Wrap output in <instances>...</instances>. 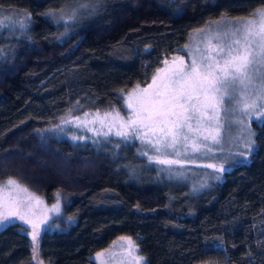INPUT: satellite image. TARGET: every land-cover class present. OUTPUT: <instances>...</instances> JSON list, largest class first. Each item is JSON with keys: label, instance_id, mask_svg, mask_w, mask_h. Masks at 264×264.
I'll list each match as a JSON object with an SVG mask.
<instances>
[{"label": "trees", "instance_id": "trees-1", "mask_svg": "<svg viewBox=\"0 0 264 264\" xmlns=\"http://www.w3.org/2000/svg\"><path fill=\"white\" fill-rule=\"evenodd\" d=\"M85 2L0 0L31 14L26 30L0 37V182L59 201L39 238L43 262L94 264V252L127 236L146 264H264V128L253 125L246 159L190 194L131 141L72 142L54 131L62 117L120 111L121 95L148 84L194 30L247 17L264 0H101L66 25L43 15ZM23 228L0 227V264H33Z\"/></svg>", "mask_w": 264, "mask_h": 264}, {"label": "snow or ice", "instance_id": "snow-or-ice-1", "mask_svg": "<svg viewBox=\"0 0 264 264\" xmlns=\"http://www.w3.org/2000/svg\"><path fill=\"white\" fill-rule=\"evenodd\" d=\"M99 3L101 0L79 3L67 19L74 20L81 9L94 11ZM59 11L58 18L53 10L43 15L54 17L59 22L66 18L64 10ZM5 21L17 24L20 30H26L31 24V14L24 12L23 19L15 21L11 16L4 17L0 19V27L7 26ZM195 35L204 37L201 42L205 47H197L186 53L190 58L188 62L183 57L178 60L174 58L169 66L165 60L164 67L157 70L147 87L137 86L136 91L127 96L121 95V107L127 111L126 118L113 108L111 112H105L103 117L97 110L93 124L98 122L99 129L89 127L88 112L83 113V118L62 117L61 125H74L95 134L94 137L73 136L74 141L91 139L98 143L99 137L107 140L112 135L119 137L121 142L139 140L148 151L155 153L149 155L148 151H144L141 155L146 156L150 163L167 166L181 164L179 159L167 158L169 155L180 156L179 148L184 153L190 151L198 157L221 158L216 153H224V144L235 139L229 130L233 125H240V132L246 133L243 137L245 151L238 155L247 158L255 148L257 135L251 123L255 122L258 127L264 128V10H257L249 19L228 22L222 17L220 21H210L206 29L195 30ZM192 36L190 34V39ZM212 40L216 41L215 47L211 44ZM184 47L188 48L189 45ZM71 112L72 109H69L68 114L71 115ZM237 113H241L244 118L235 119ZM109 116L112 119L106 124L105 119ZM61 125L54 126V130L65 131ZM116 146L119 147V144ZM223 158L228 164V158ZM204 167L217 169L215 164ZM161 170L171 172L170 167ZM217 171L226 172L228 167L221 165ZM176 174L182 173L178 171ZM215 178L219 179V176ZM8 189L25 193V197L18 199L0 194V224L19 220L31 226L30 232L27 228L22 231L31 237L33 261H36L39 256V238L50 227V222L31 218L34 215L32 201L35 199L39 203V200L26 186L9 178L0 184V193ZM59 210L58 201L52 211L58 213ZM126 239L130 254L138 251L131 239ZM100 255L97 253V256ZM133 258L136 264H146L144 257Z\"/></svg>", "mask_w": 264, "mask_h": 264}, {"label": "rangeland", "instance_id": "rangeland-1", "mask_svg": "<svg viewBox=\"0 0 264 264\" xmlns=\"http://www.w3.org/2000/svg\"><path fill=\"white\" fill-rule=\"evenodd\" d=\"M257 10H264V5L257 8L254 12H256ZM71 12L72 11L64 12V15L66 18L59 20V23L62 25H66V24L71 23L72 19H67V16L71 15ZM252 14L247 16V17H234V18L223 17V18L226 21L231 22L233 20L240 19V18L249 19L252 17ZM8 16L13 17L14 21L23 19V13H21L19 11L0 9V19H2L4 17H8ZM59 16H60V12L56 13V17L58 18ZM221 18H218V19L213 20V21H220ZM5 24L7 25L6 27H0V37H2V38L5 36L6 37L12 36V35H15L17 33H21V31H24V30H20L17 24H13L10 21H5ZM208 25H209V22L199 29H206L208 27ZM196 30H198V29H196ZM213 31L214 32L216 31L215 26H213ZM191 34H193L192 38L190 39V35L188 36L185 44L180 47L179 52H176V53L170 55L168 58L165 59L168 61L169 66H171L174 58H176L178 60L179 58L183 57V59L186 62H188L190 60V58L186 53H188L189 51H194L197 47H199L200 49H203L205 47L204 43L201 42L204 40V37L202 35H195V30ZM211 44L213 47H215L216 41L212 40ZM185 45H189V47L185 48L184 47ZM165 60H163V62ZM163 62L161 63V65L158 69L164 67ZM157 70L155 71V73L157 72ZM151 82H152V78L150 79L148 84H150ZM148 84H146L145 86H141V87L139 86V87L145 88V87H147ZM136 89H137V86L129 89L123 95L127 96L128 93L134 92V91H136ZM122 103H123V101H122ZM96 112L97 111L88 112V113H90V115L87 117V122H88L89 127H96L97 129H99L100 125L98 122L93 124V120L95 118ZM105 112H111V110L100 111V116L103 117ZM119 113L121 116H124L125 118L127 117V111L124 108L121 107V110L119 111ZM77 116H80L83 118V113H81ZM72 117H75V116H66L65 119H71ZM241 118H244L243 115L241 113H237L235 119H241ZM111 119H112V116L107 117L105 119V123L107 124V122ZM255 124H256L255 122L251 123L250 126H251L252 130L254 127L253 125H255ZM59 125H61V121L59 122ZM61 127H63L65 129V131H63V132H60L58 130H54V131L58 135H62V136L67 137L68 140H70L72 142H78V141H84V140L85 141L88 140L89 142H93V140H91V139L75 140V141L72 139L73 136L94 137L95 134L93 132H88L85 129L76 128L74 125H67V126L61 125ZM240 127H241L240 125H233L232 128L229 130L230 135L232 137H234L235 139H233L230 143L224 144V148H225L224 153H219V152L216 153L217 157H221V158L208 159V158L198 157V156L193 155L190 151L188 153H184L183 149L179 148V151L181 152L180 156L169 155L167 158L168 159H179L181 161V164L171 165V166L157 165L155 163H150L146 156H143L140 154L141 152L148 151L146 146L142 145L139 140H130V141L133 142V144H134V150H135L137 156H139L143 160V162H145V164H150L155 169V171L160 172L167 177H173L174 176L173 177V179H175L174 181L177 183L179 188L181 187L180 192H182V194H185V193L190 194V193H193L197 188L199 189L200 187H202L200 189L202 192L206 191L208 188L205 189V187L208 186V184H210V182H212L214 179H216L215 178L216 176H220L221 172H218L217 169L221 165H223V166L225 165V160L223 157H227L228 162L246 159V158L238 155V153L245 151V149L243 147V142H244L243 137L246 135V133H241ZM104 130L106 131L107 129L105 128ZM113 131H115V129ZM112 137H116V136L112 135L108 139H110ZM107 140L101 136V137H99L98 143L103 142V141H107ZM229 149H230V152H229ZM148 154L149 155H155V153H153L151 151H148ZM207 164H215L217 166V169L204 167V165H207ZM169 167L171 168V172L161 170V169H167ZM178 171L182 174L177 175L176 173ZM7 180L8 179H5L4 181L0 182V184H2L3 182H5ZM20 185H22V184H20ZM202 189H205V190H202ZM200 190L198 192H200ZM29 192L34 194V196L36 198H38V200H39V203H37V201L35 199L32 201V204H33L32 211H33L34 215H32L31 218L33 220H44V219L48 220L55 213L54 211H52V207L54 204L48 205L47 203L44 202V200L42 198H40V196L36 195L33 191L29 190ZM0 194H2L5 197L14 196V197H17L18 199H24V197H25V193H22V192L17 193V191L15 189H8V190H5L3 193H0ZM12 222H20L23 224V222H21L19 220H13ZM5 224H7V223L0 224V227L5 225ZM23 225H25V224H23ZM25 226L27 227L28 231L30 232L31 226L30 225H25ZM29 238L31 241L30 235H29ZM122 238H125V239H122ZM126 238H129V237L118 236V237L114 238L112 241H110L105 247L94 252L91 256L93 261H94V264H136L133 257H135V256L143 257V256L138 251H133L130 254L129 246H128V239H126ZM131 241L133 242L132 239H131ZM114 243H115V247H113ZM134 245H135V243H134ZM97 253H100L101 255L97 256ZM30 260H31V263H33V264H37V262H42V264H46L45 262H43L40 255L37 257L36 261H33V256L31 254ZM197 264H215V263L212 261H206V262H201V263H197Z\"/></svg>", "mask_w": 264, "mask_h": 264}]
</instances>
